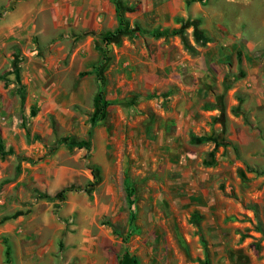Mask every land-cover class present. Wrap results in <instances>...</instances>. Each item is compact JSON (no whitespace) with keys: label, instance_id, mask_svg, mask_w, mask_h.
Masks as SVG:
<instances>
[{"label":"rangeland","instance_id":"obj_1","mask_svg":"<svg viewBox=\"0 0 264 264\" xmlns=\"http://www.w3.org/2000/svg\"><path fill=\"white\" fill-rule=\"evenodd\" d=\"M175 20L140 36L151 53L139 70L99 77L106 104L74 129L52 119L54 134L33 136L47 153L0 180V227L12 226L0 264L7 247L11 264H120L126 250L139 264H264V0H191ZM102 56L108 70L113 45ZM167 58L181 66L157 84L148 63ZM178 74L184 86L162 82ZM18 128L31 140L28 121ZM73 139L88 148L63 143ZM62 167L70 177L56 182Z\"/></svg>","mask_w":264,"mask_h":264},{"label":"crops","instance_id":"obj_2","mask_svg":"<svg viewBox=\"0 0 264 264\" xmlns=\"http://www.w3.org/2000/svg\"><path fill=\"white\" fill-rule=\"evenodd\" d=\"M125 1L137 5L128 16L132 25L138 23V32L133 37H119L111 44L116 56L107 70V63L102 60V50L107 48L103 38L118 27L113 0H0V7H12L0 14V180L4 184L12 176L13 165L31 167L35 154L47 153L46 144L40 138L34 139V135L54 134L52 119L74 129L92 102L96 106L91 110L96 112L99 103H106L108 98L103 90L105 81L99 77L113 68L122 71L127 65L133 72L139 70L141 54L150 57L151 53L140 43V36L154 26L173 28L175 19L185 13L191 0ZM197 6L198 3L194 8ZM22 7H27L26 14ZM151 14H155L156 22L146 19ZM124 56L130 61L122 63ZM159 61L148 63L155 83L161 82L159 71L181 66L178 60ZM117 82L122 86L121 79ZM162 82L183 85L181 74ZM135 88L140 89L138 83ZM133 98L138 100L140 96L135 94ZM27 121L33 127L31 140L22 138L18 128ZM21 151L19 155L17 152ZM69 172V167H62L54 173L55 181H65ZM11 230V225L0 227L4 236Z\"/></svg>","mask_w":264,"mask_h":264},{"label":"trees","instance_id":"obj_3","mask_svg":"<svg viewBox=\"0 0 264 264\" xmlns=\"http://www.w3.org/2000/svg\"><path fill=\"white\" fill-rule=\"evenodd\" d=\"M113 1L116 6V16L118 20V27L115 31L107 33L105 37L103 38V43L106 44V46H110L111 44L117 42V39L119 37H122V36L133 37L138 32L136 28L131 27L130 20L126 16L127 12L133 11V9H131L133 7H129L128 3L125 0H113ZM154 34L157 35L158 32H155ZM174 34L175 35L181 34V31L179 32L176 31L174 32ZM201 34H202V31H200L198 28V25L195 24V39L197 43L201 42ZM202 42L204 43L205 41H202ZM187 48L189 52L192 51L190 47H187ZM102 55H104V50H102ZM102 57H103L102 58L103 61L106 60L105 56H102ZM102 104H106V103H102ZM194 140H196L195 143L198 142L197 139H194ZM63 143L71 145V147H78L80 149L88 148L86 142H77L74 139L68 142L64 140ZM207 164L210 165L211 163L209 162ZM126 190H127V198H128V203H129V209H130V232L128 234V237H129L133 232V228L135 227V222L137 218L136 200L134 198V189L130 187L128 181H127ZM61 196L63 198L64 195H61ZM6 256H7L6 262L8 264H11L12 263L11 252L8 247L6 249ZM120 264H139V261L136 255H132L126 250L120 259Z\"/></svg>","mask_w":264,"mask_h":264}]
</instances>
